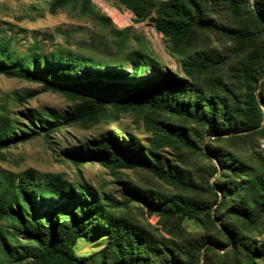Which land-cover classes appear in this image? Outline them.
<instances>
[{"label":"trees","instance_id":"1","mask_svg":"<svg viewBox=\"0 0 264 264\" xmlns=\"http://www.w3.org/2000/svg\"><path fill=\"white\" fill-rule=\"evenodd\" d=\"M112 1L133 22L153 21L179 72L160 77L162 60L128 50L132 26L117 27L93 0H52L51 14L70 7L111 28L116 58L44 44L20 54L0 29V75L72 103L59 117L27 114L29 126L0 113V151L131 116L147 145L109 133L63 153L76 167L132 170L142 182L123 181L116 197L33 168L0 177V264H264V0ZM95 236L102 247L78 256V240Z\"/></svg>","mask_w":264,"mask_h":264},{"label":"rangeland","instance_id":"2","mask_svg":"<svg viewBox=\"0 0 264 264\" xmlns=\"http://www.w3.org/2000/svg\"><path fill=\"white\" fill-rule=\"evenodd\" d=\"M51 1L0 0V29L3 37L11 41L14 50L25 54L34 44H44L47 52L60 48L105 61L116 58V38L111 28H103L91 16L82 17L70 7L51 14ZM93 1L117 27L132 26L128 50L146 48L162 60L164 68L159 71L160 77L168 71L179 72V66L170 55L162 35L155 30L153 21L133 22L132 13L119 2ZM126 69L129 70L130 66ZM28 93H33V97L19 103L17 97ZM71 106L66 96L52 91L43 92L40 84L0 75V113L19 121L20 125L29 126L27 114L45 118L49 115L59 117ZM109 133H112L115 141L133 136L147 145L150 140L143 126L137 124L131 116L110 123H99L87 129L67 126L49 138L37 136L1 150L0 177L16 178L20 172L33 168L40 179L46 173L64 174L72 182L83 178L99 191L120 197L123 181L142 182L135 171L123 170L116 176L98 163L88 162L76 167L63 153L88 140H102ZM111 149L115 150V147ZM148 220L156 224L157 217L151 216ZM184 226L189 232L202 229L200 223L194 220H186ZM101 247L100 238L95 236L79 239L74 250L78 256H86Z\"/></svg>","mask_w":264,"mask_h":264}]
</instances>
